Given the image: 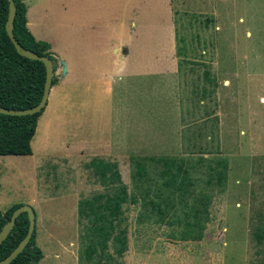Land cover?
Wrapping results in <instances>:
<instances>
[{"label":"rangeland","instance_id":"rangeland-1","mask_svg":"<svg viewBox=\"0 0 264 264\" xmlns=\"http://www.w3.org/2000/svg\"><path fill=\"white\" fill-rule=\"evenodd\" d=\"M145 62L165 66L145 67L119 92L117 130L104 111L79 126L75 108L64 128L39 121L32 156H0V210L35 209L41 264H264V0H145ZM151 155L228 163L203 239L146 219L139 198L124 206L123 256L110 244L89 260L79 203L111 192L92 162L117 164L133 194L131 159Z\"/></svg>","mask_w":264,"mask_h":264},{"label":"trees","instance_id":"trees-1","mask_svg":"<svg viewBox=\"0 0 264 264\" xmlns=\"http://www.w3.org/2000/svg\"><path fill=\"white\" fill-rule=\"evenodd\" d=\"M17 12L14 34L25 48L51 59L56 71L57 61L49 43L37 41L27 26L28 7L23 0H15ZM9 0H0V107L30 109L38 105L44 95L46 67L41 61L21 56L6 30ZM57 78L53 77V86ZM45 109L35 115L10 116L0 114V156H32V140L37 133L39 119ZM133 181L136 188L130 194L117 164L92 162L95 175L111 192L81 200L78 214L84 225L85 253L89 260L103 255L113 245L118 256L128 249V230L124 206L136 205L139 198L145 207V218H157L162 224L169 218L170 226L184 224L182 239L202 240L207 223L211 221L210 207L216 196L222 194L228 179V163L220 158H193L175 155L133 157ZM205 165L207 171L200 170ZM154 168H157L155 170ZM200 176L196 174L200 173ZM155 174L154 175H152ZM15 205L6 212L0 210V233L10 221ZM179 207L185 223L179 217ZM30 226L27 212L16 220L8 238L0 244V261L7 258L26 237ZM44 253L37 243V227L29 244L11 264H41Z\"/></svg>","mask_w":264,"mask_h":264},{"label":"crops","instance_id":"crops-1","mask_svg":"<svg viewBox=\"0 0 264 264\" xmlns=\"http://www.w3.org/2000/svg\"><path fill=\"white\" fill-rule=\"evenodd\" d=\"M171 7L166 25L174 17ZM27 26L37 41L50 44L57 60V82L39 119L46 127L56 122L64 128L61 116L72 115L76 108L84 117L77 119L79 126H93L97 121L90 116L104 111L117 130L119 92L127 90L134 78H145V67L165 66L145 64V0H34L28 7ZM118 47L127 59L123 73L114 68ZM78 99L82 101L74 105Z\"/></svg>","mask_w":264,"mask_h":264},{"label":"water","instance_id":"water-1","mask_svg":"<svg viewBox=\"0 0 264 264\" xmlns=\"http://www.w3.org/2000/svg\"><path fill=\"white\" fill-rule=\"evenodd\" d=\"M10 8H9V15L8 20L6 23V30L8 33L9 38L11 39L12 43L14 44L17 52L24 57H27L31 60L41 61L45 64L46 67V84L44 89V95L41 102L33 108L30 109H8L5 107H0V114L3 115H10V116H26V115H35L42 112L48 105L49 96L51 89L53 87V77H54V66L51 59L45 56H40L34 51L25 49L16 39L14 34V21L17 12V4L15 0H9ZM27 212L29 215L30 226L26 237L21 241L19 246L5 259L0 261V264H11L20 253L24 251V249L29 244L31 238L37 227V216L35 209L31 205H22L18 207L12 214L10 221L4 226L3 230L0 233V244H2L10 235L12 229L16 224V220L19 216L23 213Z\"/></svg>","mask_w":264,"mask_h":264},{"label":"clouds","instance_id":"clouds-1","mask_svg":"<svg viewBox=\"0 0 264 264\" xmlns=\"http://www.w3.org/2000/svg\"><path fill=\"white\" fill-rule=\"evenodd\" d=\"M122 47H118L115 51V55L117 56V61L114 62V68L118 73H123L124 69V63L126 62L127 59H124L122 57ZM119 52L120 54H116Z\"/></svg>","mask_w":264,"mask_h":264}]
</instances>
